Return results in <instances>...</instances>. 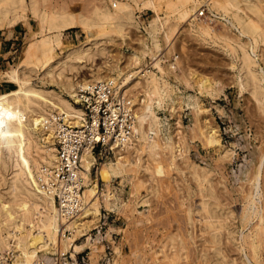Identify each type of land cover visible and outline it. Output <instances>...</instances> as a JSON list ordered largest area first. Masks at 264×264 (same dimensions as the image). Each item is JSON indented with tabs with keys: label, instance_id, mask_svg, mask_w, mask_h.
I'll return each mask as SVG.
<instances>
[{
	"label": "bare ground",
	"instance_id": "1",
	"mask_svg": "<svg viewBox=\"0 0 264 264\" xmlns=\"http://www.w3.org/2000/svg\"><path fill=\"white\" fill-rule=\"evenodd\" d=\"M100 1L91 15H85L62 4L63 8L54 9L40 6L37 0H0V28L10 29L19 20H26L28 14L38 23L37 29L28 23L32 38L19 61L0 69V78L13 83L11 88L0 91V264H47L38 256L39 250L63 253L70 245L76 250L79 245L74 244L75 238L99 218V179L107 185L116 175L123 179L132 173L131 182L138 192L144 183L142 179H133L143 170L146 194L138 195L135 202L145 203L148 194L157 191L158 179L164 175L166 165L169 169L175 166L176 157L185 151L184 144L173 142L169 135L160 137L161 120L155 112V108L164 105L173 112L178 102L173 97L176 92L173 93L164 77L171 71L168 65L173 66L172 62L165 66L159 50L166 42L169 47L165 55L172 51V40L180 23L187 22L195 36L223 48L230 56V66L236 70L237 84L248 89L258 110L264 113V0H166V10L161 15L160 0ZM201 5L211 12L210 19L226 20V32L217 31L197 15ZM142 9H151L155 15L144 25V37L139 38L138 46L129 53L127 64L91 68L88 76L77 77L78 70L89 64L95 54L104 53L101 34L114 30L125 39L128 27L139 26L135 12ZM70 27H80L84 40L65 42L63 35ZM48 81L56 83L59 89L51 91L37 85ZM195 82L201 92L213 94L220 90L207 76L197 75ZM83 98L89 101L94 98L92 120H86L85 111L74 104ZM103 100L109 112L103 118L106 131L102 135L98 130V109ZM116 121L119 132H114L110 142L114 157L101 160L97 177L92 179L94 141L109 138ZM199 129L205 143H219L213 125ZM56 140L62 143L61 154ZM121 148H125V154H121ZM165 148L169 149V157L165 154L168 163L161 157ZM230 154L227 148H220V158L227 159ZM263 157L264 143L245 175L246 186L242 188L241 226L246 227L257 218L247 233H240V239L247 238L254 259L251 262L248 258L249 264H259L258 252L264 241ZM188 168L197 190L188 186L177 202L184 207L193 192L199 195L194 207L187 203L184 209L186 221L194 226V234L192 230L188 232L196 243L197 264H239L222 244V238L238 243L234 213L215 193L217 188H213L210 172L199 169L193 161L188 163ZM101 195L106 208L115 204L116 197L109 186ZM131 210L136 207L132 206ZM179 227L161 233L150 255L152 262L165 259V264H174L188 259L187 240ZM7 250H11V255L5 263ZM119 250L116 246L117 254ZM147 259L148 256L135 254L137 264H151ZM111 261L114 264L117 260Z\"/></svg>",
	"mask_w": 264,
	"mask_h": 264
},
{
	"label": "rangeland",
	"instance_id": "2",
	"mask_svg": "<svg viewBox=\"0 0 264 264\" xmlns=\"http://www.w3.org/2000/svg\"><path fill=\"white\" fill-rule=\"evenodd\" d=\"M37 1L39 5L41 4L40 6L45 5L46 7L47 5L49 8L54 9L63 8L65 6L64 8L85 15H91L95 6L99 5V2L101 3L100 0ZM97 1L99 2L97 3ZM164 10H166V0H160V15L164 14L162 12ZM154 15V11L151 9L137 10L135 16L137 20H139V26L128 27L126 29L128 32H126L125 39L118 36L114 30H108L105 34H101L105 45V54H95L89 64L82 66L78 70L77 77L88 76L91 72V68L105 69L115 63L124 67L127 64L129 53L134 47L138 46L139 38L144 37L142 34L145 31L144 25L148 24V20ZM197 15L209 21L217 31H227V26H224L227 25L226 20L222 17H213L210 19L211 12L205 5H201ZM31 16V14H28L26 20H19L12 25L10 29L6 26L0 28V69H5L14 65L23 56L25 45L32 38L28 30V23L33 29L38 28L37 21ZM63 37L65 42L78 43L79 40H84L85 34L80 27H70L65 30ZM172 41L174 42L173 49L167 53V56L165 55V51L169 45L167 46L166 42L163 41V43H165L159 50V56H161L165 66L168 62H172L173 66L170 67V65H168L171 71L165 73L164 77L170 82L173 93L176 92L173 97H176L175 99H177L178 102H176L178 105L176 104V108L173 112L167 105L155 108V112L156 116L161 120L160 137L164 138L166 135H169V138H171L173 142L176 141V143L180 145L184 144L185 151L182 153V156L176 157V165L172 166L170 168L171 170L168 168V165L165 164L167 169L164 175L161 174V178L158 179L157 191L155 193L150 192L145 203L135 202L138 195L141 194L140 196H142L146 194L145 173L143 170H140L141 172L139 171L136 174L138 176H136L135 180L133 179V181L142 179L144 183L143 186L139 187L138 192L131 182L132 173L123 179L116 175L107 185L99 179L98 189L100 192L101 204L97 222L75 238L74 244L79 245L76 250H74L72 245L63 253L57 250H39L38 256L45 263L111 264V260L114 258L117 260L114 264H137L135 254L139 253V255L148 256L149 259H147V261L149 260L148 262L151 264H165V259H163L164 262H158L157 260L156 262L153 261L154 263L152 262V250L155 249V246L157 247V242L162 234L180 226L179 229L187 240V249L190 256H188L186 261L182 260L174 264H197L196 243L188 232V230H192L191 232L194 234V226H191V224L186 221L184 209L187 203L194 207L195 204L199 202V195L193 192L191 197L189 196L188 199L185 200L184 207L183 204L181 205L180 202H177L179 198L181 199L182 196H184L188 186L195 192L197 190V184L191 177L190 169L188 168V163L191 161H193L199 169L203 168L204 171L210 172L209 175L212 183L214 182L213 188H217L214 189L215 193H219V199L234 213L233 216L235 219L233 218V222L236 225L238 236L236 240L241 248L240 246L238 247V243L233 241L228 242L226 239L222 238V240H224L222 244L226 252L231 258L233 256L235 261L237 260L236 263L240 261L239 264H249L248 258H250L251 262H254L252 253L249 252L251 249L248 240L247 238L246 241L243 238L240 239V233H247L253 225L252 223H254L257 218L255 217L246 227H243L240 223V213L242 211L243 202L242 188L246 186L244 180L246 177L245 175L252 164L256 162L258 149L262 143H264V113H261L260 109L258 110L248 89L240 88L237 84L235 75L236 70L230 66V56L221 46L195 36L190 30L187 22H182L178 25L177 32ZM178 61L179 63L177 64L176 62ZM196 74L207 76L214 80L215 86L217 88L220 87V90L213 94L199 91L198 84L195 82V78L197 77ZM192 76L193 78H191ZM37 85H42V87L51 91L59 89L56 83L49 81L43 84L37 82ZM12 86V82L0 78V91L7 90ZM135 88L137 90L140 89V87ZM136 89L133 88V90L137 91ZM84 93L89 94L86 93V91ZM109 97H111V93H109ZM196 101L197 105L194 104ZM74 104L85 111L86 120H92V105L94 104V98L90 99V101L84 98L77 100V102L75 100ZM108 112L109 109L106 107V101L103 100L98 109V130L102 135L106 131L103 118ZM118 114L120 117V113ZM126 121L128 122V118H126ZM163 123L164 126H162ZM210 124L216 128V133L219 135L220 139L219 143L208 144L207 142L205 143V140L202 138L203 136L199 128L202 127L204 129L205 125ZM124 127L127 128V125L125 124ZM113 129L111 130V135L106 140H103L101 137L99 140L94 141L92 150L95 156V162L90 171L92 179L97 177L99 163L104 161L105 158L114 157V150L110 142L113 139L114 132H119L117 121ZM85 132H87V130ZM61 145L62 143L56 140L57 151L60 154L62 153ZM220 148H227L230 150L231 154L227 159L219 157ZM124 149L125 148L120 149L121 154H125ZM165 154L169 157L168 148H165V150L161 152L162 159L165 162V157L166 163H168L169 158ZM167 172H169V174H166ZM263 174L262 176H264ZM261 178H263L261 182L264 181V177ZM162 184L163 187H161ZM106 186H109L114 197H116L115 204L110 208H106L102 201L101 192L106 189ZM59 201L60 198L57 195L56 203L58 204ZM177 204L178 206H176ZM132 206H135L136 210H131ZM195 214L197 216L196 212H194V216ZM65 233L68 234L69 230L66 229ZM263 240L264 238L262 241ZM261 245L258 252L259 257L257 258L259 264H264V241ZM95 246L98 248L96 249ZM116 246L120 249L119 254L115 251ZM7 251L4 252L5 263L10 261L9 255H11V250ZM247 252L249 254H247ZM188 260L189 262H187Z\"/></svg>",
	"mask_w": 264,
	"mask_h": 264
}]
</instances>
